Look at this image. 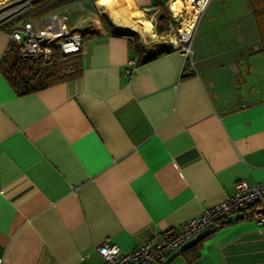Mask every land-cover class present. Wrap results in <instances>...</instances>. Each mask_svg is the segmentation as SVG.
Returning <instances> with one entry per match:
<instances>
[{"label":"crops","instance_id":"obj_1","mask_svg":"<svg viewBox=\"0 0 264 264\" xmlns=\"http://www.w3.org/2000/svg\"><path fill=\"white\" fill-rule=\"evenodd\" d=\"M37 7L69 14L80 66L25 94L0 70V264H101V243L127 250L218 203L239 179L264 182V1L208 0L192 69L166 22L155 31L153 0ZM155 42L171 50L146 59ZM8 45L2 28L0 60ZM242 216L165 262L264 264V225Z\"/></svg>","mask_w":264,"mask_h":264},{"label":"built area","instance_id":"obj_2","mask_svg":"<svg viewBox=\"0 0 264 264\" xmlns=\"http://www.w3.org/2000/svg\"><path fill=\"white\" fill-rule=\"evenodd\" d=\"M6 1L10 3L1 7L4 2L0 0V29H9L8 47L16 49L22 60L48 63L56 51L63 55H73L81 50L82 34L69 28L66 14L50 12L41 16L37 22L28 17L31 9H34V0ZM153 1L168 4L172 15L167 21L168 27L176 30L179 49L187 66L192 69L194 60L191 42L199 15L208 0H179L181 8L178 11L170 8L169 2L172 0ZM175 18L179 20L175 21ZM153 25L156 28V19ZM137 61V55L128 59L125 74H131ZM249 208L254 210L251 218L264 225V182L250 184L239 179L234 183L233 193L205 207L201 213L177 227L168 229L161 236L154 235L124 251L118 244L105 241L96 247V251L102 259L101 264H167L166 253L176 252L185 241L207 229L222 225L232 215H245Z\"/></svg>","mask_w":264,"mask_h":264},{"label":"trees","instance_id":"obj_3","mask_svg":"<svg viewBox=\"0 0 264 264\" xmlns=\"http://www.w3.org/2000/svg\"><path fill=\"white\" fill-rule=\"evenodd\" d=\"M45 1L34 0L33 5L37 6ZM154 6L161 7L162 3L154 2ZM165 19V14L158 15L156 19V31L158 33L163 30L161 25ZM152 50L151 53L144 51L146 59L168 52L171 47L155 43L152 45ZM66 56L56 51L53 59L48 63L29 62L22 60L16 49L7 47L0 60V70L17 93L25 94L76 76L80 66V57L78 55H69L68 58L70 59H67ZM253 213V208H249L241 218L251 217Z\"/></svg>","mask_w":264,"mask_h":264},{"label":"rangeland","instance_id":"obj_4","mask_svg":"<svg viewBox=\"0 0 264 264\" xmlns=\"http://www.w3.org/2000/svg\"><path fill=\"white\" fill-rule=\"evenodd\" d=\"M165 2H166V0H165ZM170 8L171 9H173V10H178L179 8H180V5H179V3H178V1L177 0H173L172 2H170ZM3 9V8H2ZM26 9V8H25ZM35 9V10H34ZM34 9H31L32 11L31 12H29L28 13V17L30 18V19H32L33 21H37V20H39L40 19V17L43 15V12H44V10H41V9H39V7H35L34 6ZM47 8H45V10H46ZM156 9H158V15H160V14H165L166 15V19H165V22H166V25H164V32H165V36H168V35H175L177 32H176V30H170V28L168 27V24H167V21H168V19L169 18H171L172 17V15L170 14V11H169V8H168V4H166V3H164V4H162V6L160 7V6H157V8ZM59 14H66L67 15V18H68V20H70V17H69V14H67V13H59ZM158 15L157 16H153V19L155 20V19H157V17H158ZM87 19V18H86ZM176 21V20H175ZM79 22H82V20L80 19L79 20ZM140 23V22H139ZM138 23V24H139ZM79 23H75V25H78ZM137 24V29L138 30H140V25H138ZM155 31H156V28H155ZM135 35H134V37H135V39H138V37H139V35H138V33L137 32H133ZM153 33V32H152ZM147 39L149 40L150 39V37H147ZM155 43H158V42H155ZM68 56L69 55H67L66 56V58L67 59H70V58H68Z\"/></svg>","mask_w":264,"mask_h":264},{"label":"bare ground","instance_id":"obj_5","mask_svg":"<svg viewBox=\"0 0 264 264\" xmlns=\"http://www.w3.org/2000/svg\"><path fill=\"white\" fill-rule=\"evenodd\" d=\"M172 1H173V0H172ZM172 1H170V2H172ZM177 1H178L179 5H180V8H181V3L179 2V0H177ZM170 2H169V4H170ZM180 8H179V9H180ZM179 9H178V10H179ZM178 10H175V11H178ZM142 23H143V26H144L147 30H150L151 25H150L149 22H147V21L144 22V21H143Z\"/></svg>","mask_w":264,"mask_h":264},{"label":"water","instance_id":"obj_6","mask_svg":"<svg viewBox=\"0 0 264 264\" xmlns=\"http://www.w3.org/2000/svg\"><path fill=\"white\" fill-rule=\"evenodd\" d=\"M175 20H176V21H178L179 19H178V18H176Z\"/></svg>","mask_w":264,"mask_h":264}]
</instances>
